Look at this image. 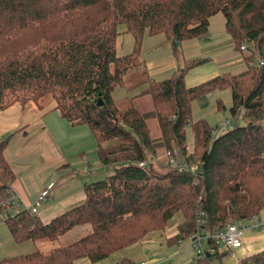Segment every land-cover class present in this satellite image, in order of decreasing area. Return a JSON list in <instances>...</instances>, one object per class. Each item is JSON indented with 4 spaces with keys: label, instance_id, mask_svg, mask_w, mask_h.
<instances>
[{
    "label": "trees",
    "instance_id": "trees-1",
    "mask_svg": "<svg viewBox=\"0 0 264 264\" xmlns=\"http://www.w3.org/2000/svg\"><path fill=\"white\" fill-rule=\"evenodd\" d=\"M218 13L236 47L246 46L244 71L187 88L192 63L185 64L166 80H148L142 94L151 97L152 113L115 105L112 92L141 66L145 33L164 35L175 50L182 41L206 35L209 18ZM120 26L134 38L132 53L123 57L115 48ZM255 56L263 65L253 63ZM224 89L231 91L232 126L212 138L204 120L192 122L191 105ZM47 98L70 124L88 127L99 163L112 172L84 185V201L48 224L27 211L5 220L16 243L52 244L83 225L90 226L87 235L0 264L97 263L162 232L174 217L179 223L172 243H178L264 210V0H0V112L15 103L41 108ZM148 118L158 123V140L149 136ZM7 144L0 142V202L15 179L3 155ZM160 148L197 171L160 164ZM221 259L218 252L205 254L195 264ZM239 264H264V251Z\"/></svg>",
    "mask_w": 264,
    "mask_h": 264
},
{
    "label": "crops",
    "instance_id": "crops-1",
    "mask_svg": "<svg viewBox=\"0 0 264 264\" xmlns=\"http://www.w3.org/2000/svg\"><path fill=\"white\" fill-rule=\"evenodd\" d=\"M133 47V36L124 26L118 27L115 41L116 55L127 56L132 53ZM244 54L245 52L236 47L227 33L224 16L220 13L209 18L206 35L182 41L175 50L172 42L164 35L150 36L145 33L140 49L141 66L138 70L125 75L123 85L112 92V99L119 108L132 105L140 114H150L154 109L152 99L149 95L142 94L148 86V80L155 82L166 80L178 68L192 63L184 78L185 86L192 88L223 74H238L244 71L247 66ZM231 105L232 97L229 89L213 91L192 103V122L204 120L211 129L212 138H215L222 133L220 131L222 122H232L229 114ZM52 108L45 111L33 102L24 107L20 103H15L0 112V141L2 138L8 141L3 155L15 176L11 186L13 191L25 205L33 206L47 185L54 184L48 198L38 209L42 210L38 217L44 224L50 223L53 218L82 203L85 199L84 185L104 178L101 175L88 176L91 174L89 172L84 175L78 171L77 165L81 161L86 164V154L91 152V149L85 150L82 145L84 139H89V136L82 127L84 125L70 124ZM146 125L148 131L150 125L154 128L153 135L149 131L150 138L158 140L161 132L157 121L148 118ZM85 127L88 129L87 126ZM187 128L191 130L189 126ZM14 138L17 148L12 154L8 150V145ZM96 149L97 146L94 155ZM187 149L188 152H192L193 147L189 149L187 145ZM164 152L163 148L157 150L158 162H163ZM75 156L77 159L72 161ZM96 165L98 168L101 166L98 159ZM93 170L95 169L92 168L90 172ZM99 172L98 170L95 174ZM257 222H264V210L260 211L257 217L242 222L246 227L242 247L220 252L222 259L217 261L218 264H239L244 257L264 251V231L253 228ZM176 223L178 224L179 220ZM177 224L172 227L173 233L170 237L177 234ZM89 231V225L77 226L63 237L71 238L75 235L76 237L72 239L77 241ZM38 244L46 246V243ZM136 244L101 262L91 263L87 259H80L75 264H115L122 260L135 264L130 251ZM140 262L145 260L140 259L136 264Z\"/></svg>",
    "mask_w": 264,
    "mask_h": 264
},
{
    "label": "rangeland",
    "instance_id": "rangeland-1",
    "mask_svg": "<svg viewBox=\"0 0 264 264\" xmlns=\"http://www.w3.org/2000/svg\"><path fill=\"white\" fill-rule=\"evenodd\" d=\"M259 62L258 57L253 58V63L257 65ZM140 67H138L136 70H138ZM54 103L50 98H47L43 106L41 107L45 111L49 110L50 107H53ZM243 120L241 117H239V123L242 124ZM85 132H87V136H89V139H84L83 141V147L85 150L91 149L90 153L86 154V164H84L82 161L77 165L79 167V170H82V168L87 165L90 168H94L93 172H89L94 175H88V176H98L101 175L102 177H106L109 173L112 172L111 168L108 167H102L98 166L97 164V156L96 152L94 155V149L96 148V143L94 142L93 135L90 134L89 129H87L85 126H82ZM79 128V127H76ZM81 128V127H80ZM78 130V129H77ZM227 129L222 128L220 131L224 132ZM149 131L153 135L154 128L152 125H150ZM215 134V132H214ZM5 138H2V141ZM186 139H187V145L189 149H192L193 147V135L189 128H186ZM1 142V141H0ZM78 143V142H77ZM8 150L12 154L16 151V142L15 138L11 141L10 145H8ZM163 162H159L160 164L166 165V158H165V152L163 153ZM77 158L76 156L73 157L72 161H75ZM165 160V161H164ZM96 163V164H95ZM91 168V169H92ZM100 171L99 173L95 174L96 171ZM79 173V172H78ZM87 173V174H89ZM86 175V174H84ZM82 176V175H81ZM101 178V179H104ZM41 195V194H40ZM38 202V201H37ZM36 202V203H37ZM41 211H39V214L41 215ZM178 221L177 218L174 217V219L170 222L167 228H165L162 232H155L152 235L149 236L147 240L144 239V241L139 242V244H136L130 251V255L132 257L133 263H138L140 259L145 260L146 262H151V264H195V260L197 259L195 255V250L190 247V240L189 238L179 242V244H168L174 242L173 238L170 237V235L173 233L172 227L177 224ZM76 237L75 235H72V237H60L57 242L55 243H46V246L39 245L34 243L33 241H26L23 243H16L9 231L8 225L5 223V221H0V259L8 258V257H15L20 256L24 254L33 253L34 251L40 250L43 252H49L51 248L57 247V246H63L67 245L76 239H72ZM170 237V239H168ZM167 239V240H166ZM168 242V243H167ZM225 250L224 246H219V251L222 252ZM130 264V263H129ZM213 264H218L217 261H215Z\"/></svg>",
    "mask_w": 264,
    "mask_h": 264
},
{
    "label": "built area",
    "instance_id": "built-area-1",
    "mask_svg": "<svg viewBox=\"0 0 264 264\" xmlns=\"http://www.w3.org/2000/svg\"><path fill=\"white\" fill-rule=\"evenodd\" d=\"M241 51L246 50V46L242 45L240 48ZM259 65H263V62L260 60ZM232 123L230 121L222 122L221 127L230 129ZM166 164L171 168L177 169L179 171L188 170L192 174L197 171L196 166H188L184 161L177 158L174 153L170 151H165ZM145 163H141V166H144ZM92 171V169L85 165L81 174H86ZM54 184L50 183L47 187L41 192L38 202L33 206L25 205L19 196L13 191L12 188L8 191V197L0 202V221H5L7 218H13L16 215L20 214L23 211H27L32 215H39V208L42 205V202L46 200L49 196V193L53 189ZM200 216H203V213H200ZM203 223V222H202ZM254 229L264 231V222H257L253 225ZM246 231V227L242 222H233L226 225L223 229L219 231H213L210 234H203L199 231L195 232L189 237L190 247L195 250V255L197 259L202 258L205 254L215 256L216 252L220 253L219 246H224L227 251H233L237 248H241L243 245V237ZM212 241L214 246L210 247L208 242ZM139 264H149L148 262H140Z\"/></svg>",
    "mask_w": 264,
    "mask_h": 264
},
{
    "label": "water",
    "instance_id": "water-1",
    "mask_svg": "<svg viewBox=\"0 0 264 264\" xmlns=\"http://www.w3.org/2000/svg\"><path fill=\"white\" fill-rule=\"evenodd\" d=\"M98 105H99V106L101 105V102H100V101L98 102Z\"/></svg>",
    "mask_w": 264,
    "mask_h": 264
}]
</instances>
